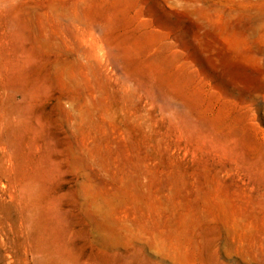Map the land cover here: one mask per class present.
Returning <instances> with one entry per match:
<instances>
[{
  "label": "rangeland",
  "instance_id": "374dc122",
  "mask_svg": "<svg viewBox=\"0 0 264 264\" xmlns=\"http://www.w3.org/2000/svg\"><path fill=\"white\" fill-rule=\"evenodd\" d=\"M0 264H264V0H0Z\"/></svg>",
  "mask_w": 264,
  "mask_h": 264
},
{
  "label": "bare ground",
  "instance_id": "6f19581e",
  "mask_svg": "<svg viewBox=\"0 0 264 264\" xmlns=\"http://www.w3.org/2000/svg\"><path fill=\"white\" fill-rule=\"evenodd\" d=\"M29 54H30V57L32 59H34L35 57L37 58V53H36L35 49H33L31 51V53H29ZM38 55H39V53H38ZM7 62L9 64L8 65H5V66H7L6 69L8 67L14 68L11 71L13 73V77H10V79L7 81V84H9V85L20 86V88L23 89L25 86L24 85H21V84L25 81L26 78H29V76H30V78H33V77H35V75H38L39 74L32 67L29 70L27 69V66L29 65V63H31V64L33 63V61H31V60H27L24 63V65L20 69H18V70H15L17 67H16V65L13 62H11V61H7ZM49 69H50V71L52 70V73L57 74L56 77H58V78H60L62 80L65 79V76H64L63 73H64V71H66V68H65V66H63L62 62L55 61V63L52 64V66L51 65L49 66ZM76 151L79 154H80V152L82 154H84L85 152H87V155L90 156V157L93 155V152H94L93 148L88 145V140L87 139H82L81 140V142L79 143Z\"/></svg>",
  "mask_w": 264,
  "mask_h": 264
}]
</instances>
